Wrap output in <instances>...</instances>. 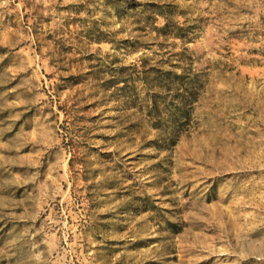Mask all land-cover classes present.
Instances as JSON below:
<instances>
[{"label": "rangeland", "instance_id": "1", "mask_svg": "<svg viewBox=\"0 0 264 264\" xmlns=\"http://www.w3.org/2000/svg\"><path fill=\"white\" fill-rule=\"evenodd\" d=\"M0 264H264V0H0Z\"/></svg>", "mask_w": 264, "mask_h": 264}]
</instances>
